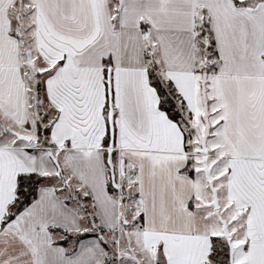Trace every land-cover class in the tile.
Listing matches in <instances>:
<instances>
[{"label": "snow or ice", "instance_id": "obj_1", "mask_svg": "<svg viewBox=\"0 0 264 264\" xmlns=\"http://www.w3.org/2000/svg\"><path fill=\"white\" fill-rule=\"evenodd\" d=\"M0 264H264V0H0Z\"/></svg>", "mask_w": 264, "mask_h": 264}]
</instances>
